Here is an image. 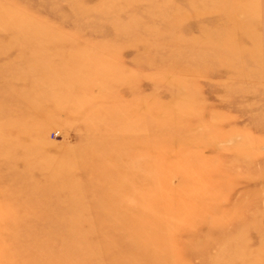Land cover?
Wrapping results in <instances>:
<instances>
[{
  "label": "rangeland",
  "instance_id": "1",
  "mask_svg": "<svg viewBox=\"0 0 264 264\" xmlns=\"http://www.w3.org/2000/svg\"><path fill=\"white\" fill-rule=\"evenodd\" d=\"M0 264H264V0H0Z\"/></svg>",
  "mask_w": 264,
  "mask_h": 264
}]
</instances>
